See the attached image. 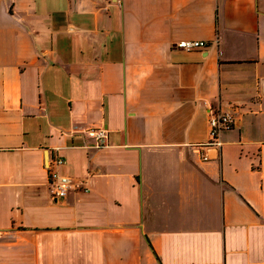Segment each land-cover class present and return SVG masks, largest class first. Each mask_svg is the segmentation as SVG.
Segmentation results:
<instances>
[{"label": "crops", "instance_id": "1", "mask_svg": "<svg viewBox=\"0 0 264 264\" xmlns=\"http://www.w3.org/2000/svg\"><path fill=\"white\" fill-rule=\"evenodd\" d=\"M0 264H264V0H0Z\"/></svg>", "mask_w": 264, "mask_h": 264}, {"label": "built area", "instance_id": "2", "mask_svg": "<svg viewBox=\"0 0 264 264\" xmlns=\"http://www.w3.org/2000/svg\"><path fill=\"white\" fill-rule=\"evenodd\" d=\"M209 46V42L204 40H181L175 44L176 48L192 51L196 49H206ZM236 123V117L231 113H216L210 115V146H219L220 133L224 129L234 127ZM85 135L92 140L93 145L98 148L107 146L108 144V131L104 127H93L84 131ZM207 159V157H205ZM66 160L63 156L57 154L54 156L53 161L50 163L49 172V187L52 196L55 199L66 197L74 186L72 177L63 174L58 171V167L65 164Z\"/></svg>", "mask_w": 264, "mask_h": 264}]
</instances>
